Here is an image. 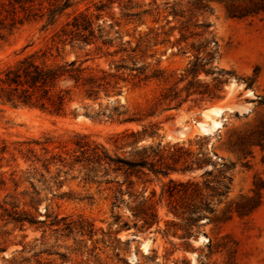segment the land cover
Listing matches in <instances>:
<instances>
[{
    "label": "rangeland",
    "instance_id": "1",
    "mask_svg": "<svg viewBox=\"0 0 264 264\" xmlns=\"http://www.w3.org/2000/svg\"><path fill=\"white\" fill-rule=\"evenodd\" d=\"M111 1L96 22L109 44L98 39L71 48L52 41L74 14L84 12L94 20L95 6L106 0H70L52 25L44 15L0 44V70L38 49H50L59 61L76 60L86 73L103 71L111 83L117 81L115 92L101 91L97 99L73 89L61 115L0 105V146L8 149L0 154V264H264V0ZM36 3L46 13L54 0ZM202 23L210 25L207 31L197 25ZM209 33L213 40L206 45ZM211 52L204 68L210 71L201 70L195 79L188 75L195 57L205 63ZM137 67L142 74L134 77ZM195 80L211 91L219 89L218 98L190 95L179 108L164 109L165 92L175 89L184 99V88ZM217 105V117L202 114ZM198 123H205L207 131ZM142 126L146 133L136 149L126 145L118 154L149 162L167 160L181 147L204 162L201 169L169 178L217 187L223 181L221 166L233 165L228 193L213 215L191 227L187 239L181 238L184 221L167 211L166 200L158 202L168 178L125 177L104 166H94L92 174L91 164L71 157L79 135L112 152L117 134ZM46 137L52 142L45 158L55 159L43 162L40 147L33 146L40 160L31 166L24 162L16 149L28 146L18 144ZM204 171L210 175L201 176ZM114 197L121 201L117 208L111 207ZM150 204L157 222L145 228L140 213ZM14 208L37 220L48 218L20 226L9 217ZM53 215L72 221L70 232L62 223L51 225Z\"/></svg>",
    "mask_w": 264,
    "mask_h": 264
},
{
    "label": "trees",
    "instance_id": "2",
    "mask_svg": "<svg viewBox=\"0 0 264 264\" xmlns=\"http://www.w3.org/2000/svg\"><path fill=\"white\" fill-rule=\"evenodd\" d=\"M36 1L5 0V3L0 4V44L24 23L42 19L44 15L47 16V25H52L57 17L71 5L70 0H54V3L50 4L46 8V13H44L41 3H36ZM112 2L111 0L98 2L95 6L98 14H96L94 20L84 12L74 14L52 36V41L56 39V44H61L62 46L69 45L71 48L80 45L87 46L95 43L98 39L103 40L101 42L103 45L111 43L112 40L102 37L101 27L96 22L101 18V12L105 9H110ZM230 14L235 16L232 11H230ZM197 25L202 27L204 31H207L210 26L208 23ZM212 40L213 37L210 35L209 40L206 41V45H209ZM58 49V46H56L55 50L57 53ZM212 53L208 54L205 63H202L199 57H195L194 62L187 71L188 75H191L195 79L201 70H205V65L210 63L213 58ZM57 56H52L50 49H38L24 55L13 64L0 70V105L13 108H36L50 114L61 115L71 99L73 89H82L84 95L90 99H97L101 91L105 94H108L109 90L115 92L117 81L111 83V80L107 78L108 75L105 72L100 71V75L86 73L85 68H81L80 64H76V60L59 61L57 60ZM135 71L136 75L134 77L142 74L141 67L135 68ZM209 71L205 70V73ZM220 73L222 71H218V75ZM180 81H183V78ZM218 81L220 82V80ZM184 90L186 92L184 99L180 98L179 92L175 91V89L169 90V94L165 92L161 99V104H164V109L179 108L190 95H199L201 98L207 96L210 99L218 98L216 91L219 89L211 91L206 85L200 84L195 80L188 82V86ZM126 121L138 122L139 120L128 118ZM145 133L146 127L142 126L141 131L125 130L117 134L113 141L115 149L112 152L101 144L89 141L87 136L79 135L75 141L76 150L72 152L71 157L75 163L85 162L87 165L91 164L92 167L88 171L92 174H95L94 166H104L108 169L111 168L113 171H122L125 177L131 175L140 177L151 173L155 177L161 176L168 178L167 182L161 187L158 202L166 200L167 211L174 217L184 221L185 231L181 238L187 239L192 234L190 232L191 227L196 226L199 219L203 216L213 215L215 205L221 203L228 193L231 182L230 172L233 169V165L223 164L221 166L219 172L221 173V179L223 181L219 182L217 187H211L208 182H204L201 188L193 179L180 181L169 178V175L174 172L181 174L191 173L203 167L204 162L197 155L183 150L181 147L176 148L167 160L158 158L156 161L148 162L145 158L134 160L118 154L117 151L122 150L126 145L130 146L131 149H136L137 139ZM153 133V131H150L149 134ZM260 135L264 137V123L261 127ZM128 138L132 139L129 143L125 141ZM119 140L122 142L121 145L117 143ZM51 142V139L48 137L44 138L43 141L30 140L18 144V146L25 144L28 146L26 149L16 150L24 162H28L31 166L41 158V156L35 154L33 146L40 147L42 156H44L42 158L43 162L55 159V156L45 158L50 153L48 145ZM144 149L143 147L142 151ZM7 150V146L2 143L0 146V154H5ZM56 158H59V156H56ZM209 175V171H204L201 176ZM91 178L100 179L101 177L96 178L95 175H92ZM106 183H109V181ZM60 187L61 184H59ZM154 195L152 192V197ZM120 202L117 197H114L111 207L117 208ZM140 215L143 220L142 227L149 228L153 223L157 222V213L152 204L147 206ZM9 217L14 223L20 226L25 222L30 225L43 224L48 218L46 216L43 220H37L27 212L18 211L15 208L9 214ZM60 223L64 226V230L68 232L73 228V222L67 221V217L58 218L57 215H53L50 218L51 225H58ZM87 228L88 234L92 235V225H88ZM80 229L83 230V227L81 226ZM61 257L63 258V256Z\"/></svg>",
    "mask_w": 264,
    "mask_h": 264
},
{
    "label": "bare ground",
    "instance_id": "3",
    "mask_svg": "<svg viewBox=\"0 0 264 264\" xmlns=\"http://www.w3.org/2000/svg\"><path fill=\"white\" fill-rule=\"evenodd\" d=\"M207 113H212L214 114L216 117L221 113V106L217 105V106H213L212 108H210L209 110H205L202 114L205 117H208ZM212 120V119H211ZM211 122V127H215L217 125L215 120L210 121ZM205 123H198V126L200 128V130L204 133L207 131V129L204 127ZM143 249V248H142Z\"/></svg>",
    "mask_w": 264,
    "mask_h": 264
},
{
    "label": "water",
    "instance_id": "4",
    "mask_svg": "<svg viewBox=\"0 0 264 264\" xmlns=\"http://www.w3.org/2000/svg\"><path fill=\"white\" fill-rule=\"evenodd\" d=\"M133 238H135V237H133ZM199 239H200V238H199ZM201 239L206 240L205 238H201Z\"/></svg>",
    "mask_w": 264,
    "mask_h": 264
}]
</instances>
